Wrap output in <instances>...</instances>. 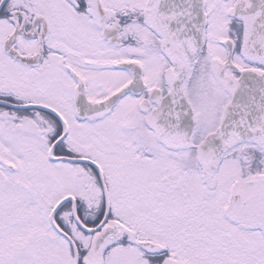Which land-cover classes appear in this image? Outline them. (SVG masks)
I'll list each match as a JSON object with an SVG mask.
<instances>
[{"label":"snow or ice","instance_id":"obj_1","mask_svg":"<svg viewBox=\"0 0 264 264\" xmlns=\"http://www.w3.org/2000/svg\"><path fill=\"white\" fill-rule=\"evenodd\" d=\"M0 264H264V0H0Z\"/></svg>","mask_w":264,"mask_h":264}]
</instances>
